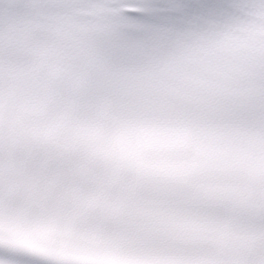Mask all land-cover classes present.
Listing matches in <instances>:
<instances>
[{"label":"snow or ice","instance_id":"obj_1","mask_svg":"<svg viewBox=\"0 0 264 264\" xmlns=\"http://www.w3.org/2000/svg\"><path fill=\"white\" fill-rule=\"evenodd\" d=\"M0 264H264V0H0Z\"/></svg>","mask_w":264,"mask_h":264}]
</instances>
